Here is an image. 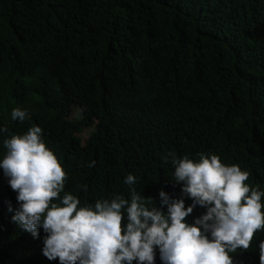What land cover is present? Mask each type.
I'll return each instance as SVG.
<instances>
[{
    "label": "trees",
    "instance_id": "trees-1",
    "mask_svg": "<svg viewBox=\"0 0 264 264\" xmlns=\"http://www.w3.org/2000/svg\"><path fill=\"white\" fill-rule=\"evenodd\" d=\"M33 124L81 205L127 199L131 173L153 206L162 190L187 207L171 154L218 155L264 191V0H0V157ZM15 197L0 170V264H59L41 252L46 233L11 220ZM263 238L234 256L250 264Z\"/></svg>",
    "mask_w": 264,
    "mask_h": 264
},
{
    "label": "clouds",
    "instance_id": "clouds-1",
    "mask_svg": "<svg viewBox=\"0 0 264 264\" xmlns=\"http://www.w3.org/2000/svg\"><path fill=\"white\" fill-rule=\"evenodd\" d=\"M74 109L77 118L71 116ZM71 114L66 119H79V108L73 107ZM10 115L23 121L28 114L13 108ZM87 128L76 136L82 139ZM6 131L0 127V133ZM41 132L43 128L33 124L25 133L3 139L6 152L0 170L16 192L18 207L11 220L33 238L38 229L46 233L41 252L49 261L154 264L156 249L162 264H242L234 253L247 249L254 233L264 230V191L245 183L247 170L224 164L211 153H199L198 160L171 154L172 179L192 200L187 207L183 199L161 190L159 202L166 212L161 211L132 187L136 177L131 173L123 180L129 186L127 199L116 194L81 205L76 195L64 192L67 174ZM93 165L89 162L88 167ZM259 243L260 253L250 264H264V238Z\"/></svg>",
    "mask_w": 264,
    "mask_h": 264
},
{
    "label": "rangeland",
    "instance_id": "rangeland-1",
    "mask_svg": "<svg viewBox=\"0 0 264 264\" xmlns=\"http://www.w3.org/2000/svg\"><path fill=\"white\" fill-rule=\"evenodd\" d=\"M72 117L77 118L78 117V111L77 109H74L73 113L71 114ZM92 130V128H87L85 129L80 135L82 136V140H86V138L88 137L90 131Z\"/></svg>",
    "mask_w": 264,
    "mask_h": 264
}]
</instances>
